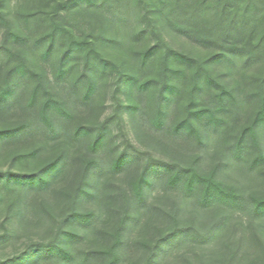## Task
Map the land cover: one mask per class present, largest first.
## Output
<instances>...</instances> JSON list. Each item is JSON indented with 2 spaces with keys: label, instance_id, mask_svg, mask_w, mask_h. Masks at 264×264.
<instances>
[{
  "label": "trees",
  "instance_id": "1",
  "mask_svg": "<svg viewBox=\"0 0 264 264\" xmlns=\"http://www.w3.org/2000/svg\"><path fill=\"white\" fill-rule=\"evenodd\" d=\"M23 1L29 9L20 14L18 21L28 29L31 42L29 36L15 29L14 20L0 5V63L7 65L3 69L0 64V110L17 104L30 84L24 105L34 110V117L0 127V144L36 132L49 138L67 132L73 140L85 141L88 153L70 157L63 149L32 171H0V203L9 200L0 245L15 243L18 225L26 221L27 225L44 226L46 235L50 233L47 239L0 256V264H264V171H253L264 163V72L254 79L255 90L244 97L236 94L237 84L228 87L221 80L222 75L238 78L242 70L264 57V0H141L144 18L152 24L158 39L138 52L137 66L125 61L117 64L98 50V42H117L109 34L115 35L128 22L129 0H66L56 2L51 11L47 10L51 0ZM73 20L87 24L91 34L79 37L71 27ZM161 22L208 54L193 57L171 48L161 37ZM17 43L20 47L13 45ZM161 47L160 81L154 113L150 115V122L157 128L164 126L168 106L186 92L187 86L186 115L170 128L176 134L193 137L199 144L228 136L231 117L249 98H255L258 107L234 135L227 148L230 157L224 158L222 166L204 171L197 160L177 167L149 158L129 181L128 189L118 187L111 192L113 183L107 176L135 160L127 150L118 151L109 161L96 154L111 139L109 124L115 115L95 127L79 123L71 129L69 101L56 91L45 71L32 66L29 55L37 60L38 56L49 58L60 52L53 72L59 82L75 67L70 62L83 52V71L72 86H83L79 98L84 102L95 93L97 75L109 68L116 70V91L126 96L123 99L116 95L120 126L124 111L134 120L145 112L143 95L154 82L142 79V75L152 69L153 58ZM204 93L210 94V104L201 100ZM40 151L41 147H34L14 157L21 164L31 163ZM253 151L248 162L246 156ZM234 161L250 171H229V175L219 171L231 167ZM70 164L78 166L71 190L56 191V203L42 197L24 205L23 193L49 189ZM92 171H100L103 180L93 179ZM164 174L166 189H179L180 195L166 191L148 203L146 187H155ZM98 195L102 197V211L119 215L111 231H93L104 234L109 244L102 249H74L73 242L87 235L92 220L101 213L83 209L82 204ZM117 199L118 205L112 207L109 202ZM29 213L35 221H28ZM149 221L155 239L138 240L141 247L132 255L126 250L125 234ZM96 259L100 262H94Z\"/></svg>",
  "mask_w": 264,
  "mask_h": 264
},
{
  "label": "rangeland",
  "instance_id": "2",
  "mask_svg": "<svg viewBox=\"0 0 264 264\" xmlns=\"http://www.w3.org/2000/svg\"><path fill=\"white\" fill-rule=\"evenodd\" d=\"M66 0H51V5L47 6V10H52L56 2H62ZM129 18L128 22L118 29V33L115 35L109 34V36L116 38L115 44L99 43L98 50L103 56L117 64L127 62L131 65H138L139 56L138 52L143 51L157 42V35L153 32V27L150 22L144 18V5L141 0H129ZM23 0H0V5L6 11L8 17L15 22V29L18 32H23L26 36L30 37L29 31L24 25L20 24L18 18L22 12L28 11V5H24ZM27 4V3H26ZM34 7V6H33ZM31 7V10L35 8ZM73 31L79 37H87L91 34L89 27L85 23L71 22ZM161 29V37L171 48L189 54L193 57H205L207 51L201 50L197 45L193 44L191 40L180 34L170 31L162 22L159 23ZM42 32H46L45 28L41 29ZM3 29L0 27V44L2 43ZM13 41L11 42V44ZM20 43V41H19ZM30 44V43H29ZM16 47L20 45L13 44ZM25 47V46H24ZM26 48V47H25ZM27 52L28 50L25 49ZM164 47H161L153 58L152 69L142 75V79L152 80L154 83L150 86L143 95L142 103L145 108V112L139 115V118L132 119L131 114L127 111L123 113V124L119 126L117 119V99L116 95H121L123 99H126L125 94L117 92L118 87V73L114 69H107L104 73H99L95 78L96 90L93 97L87 101H81L79 95L83 91L82 87H73L72 82L77 79L83 71V52L79 57L73 59L70 64L75 67L72 69L64 79L59 82L53 78V72L57 65L60 52L53 53L49 58H40L33 60V56L30 60L32 66L36 70H43L49 76L51 83L56 87V91L69 101L73 118L70 119L68 126L72 129L77 124H86L91 127L97 126L100 122L109 119L112 115H115L110 121L109 127L111 130V139L107 142V145L99 149L96 153L97 156L105 161H109V158L116 154L120 150H127L133 153L135 160L127 164L122 170L113 172L108 175V179L112 181L111 192H116L118 187L123 189L129 188V181L137 176L144 164L149 158H153L163 163L171 164L172 166H183L191 161H198V165L204 171H209L215 165H223L225 157H230V152L227 150L228 145L234 140V135L240 130L242 126L247 124L251 117L254 115L255 110L258 107V102L254 98H249L244 103L243 107L231 117L230 126L228 129L229 135L223 139L217 138L212 141H205L199 144L193 137H187L185 135L176 134L171 130V124L178 122L186 115V106L188 104V86L186 92L183 93L180 98L172 102L167 109L165 118V124L162 128H157L150 122V115L154 113L159 81L161 64L163 58ZM28 53V52H27ZM3 69H6L7 65L4 62ZM135 68V67H134ZM134 70V69H133ZM216 73H220V68L217 67ZM132 72V71H131ZM264 72V57L256 62L253 66L247 70H242L238 78L233 79L230 75H222V81H224L228 87L238 85L236 94L240 97L253 92L256 88L254 79L261 76ZM73 87V88H72ZM124 88V86H123ZM30 90V84L27 85L26 90L21 93L22 98L17 104L0 110V127L15 124L20 121L29 120L34 117V110L26 109L24 105L28 92ZM201 100L207 104L211 103V96L209 93H204ZM70 132V131H69ZM88 137H86L87 139ZM262 145H264V137H261ZM34 147H41L39 156L31 163L21 164L15 159L16 153H22L31 150ZM66 150L70 157L83 156L88 153L85 141L81 138L72 139L68 137L67 132L57 138H49L42 132H36L27 136L16 137L9 139L0 144V171L17 172L20 170L32 171L38 168L44 161L53 157L61 150ZM255 151V150H254ZM253 152L247 155V161L252 159ZM219 171H225L229 175V171H250L245 169L244 165L239 161H234L231 167L221 169ZM252 171V170H251ZM253 171H264V163ZM78 166L76 164H70L66 171L59 175L52 186L46 190H31L27 193H23L22 201L24 205L31 204L32 201L40 198H45L50 203H56L58 200L56 191L71 190L77 180ZM93 179L103 180V174L92 171ZM166 175H162L155 187H146L147 190V202L150 203L159 194L164 192H170L174 196L180 195L179 189H166L164 184ZM0 188V194H3ZM102 197L97 196L90 198L83 202L82 207L86 210L101 211L100 215L96 216L91 222V229H88V233L85 237L75 240L73 242V248L79 250L89 249H102L108 246L109 239L101 232L95 233L94 230L111 231L114 225L119 219V215L116 212H105L100 209V201ZM117 200H111L109 204L114 207L118 205ZM9 200L5 199L0 203V234L4 231V221L7 212V204ZM134 209V208H133ZM131 209V211H133ZM28 221H35L32 215L29 213ZM27 222V221H26ZM21 223L18 225V238L15 243L7 241L5 244L0 245V256L6 257L12 255V253L18 252L25 248L32 241H38L39 239H47L49 234L46 235L44 226H35V224L27 225V223ZM149 221L146 226H135L130 228L126 234L125 239L127 241V251L132 255L141 246L137 244V241L152 242L155 239L156 232L150 227ZM47 237V238H45ZM94 262H100V259H96ZM166 264V263H162Z\"/></svg>",
  "mask_w": 264,
  "mask_h": 264
}]
</instances>
